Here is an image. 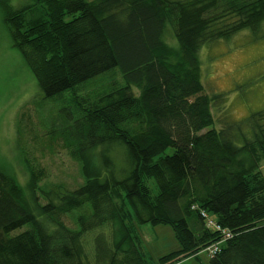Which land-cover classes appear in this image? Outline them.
<instances>
[{"label": "trees", "instance_id": "obj_1", "mask_svg": "<svg viewBox=\"0 0 264 264\" xmlns=\"http://www.w3.org/2000/svg\"><path fill=\"white\" fill-rule=\"evenodd\" d=\"M36 4L0 0L40 104L62 107L38 126L30 106L19 112L28 181L0 167V264H184L203 250L210 264H264V109L217 126L224 101L207 92L200 58L205 44L256 30L264 0ZM115 69L122 84L79 94ZM60 149L83 182L43 187V159ZM147 223L171 225L179 249L150 260L137 230Z\"/></svg>", "mask_w": 264, "mask_h": 264}, {"label": "rangeland", "instance_id": "obj_2", "mask_svg": "<svg viewBox=\"0 0 264 264\" xmlns=\"http://www.w3.org/2000/svg\"><path fill=\"white\" fill-rule=\"evenodd\" d=\"M8 3L13 9L25 6H31L30 10L38 9L37 0H8ZM168 41H174L170 33ZM200 58L202 81L207 92L222 94L223 97L224 103L213 106L217 126H221L227 116L228 119L239 120L264 109V21L256 30L243 29L231 37L205 44L200 50ZM113 83H123L117 69L94 78L79 89V94L92 100ZM40 101L36 78L12 45L4 22V11L0 8V167L10 169L26 188L28 172L15 143L19 112L23 105L30 106L32 119L38 126L42 122H52L62 107L61 102L40 104ZM43 163L48 170L47 179L41 183L43 187L59 182L75 187L83 182L79 164L65 150L47 152ZM259 169L264 175V161ZM149 185L157 192L154 180L149 181ZM67 222L73 224L69 217ZM26 228L24 226L18 231ZM137 230L150 260L158 261L161 256L180 247L169 224H140ZM209 258L203 250L186 258L184 264H210Z\"/></svg>", "mask_w": 264, "mask_h": 264}, {"label": "built area", "instance_id": "obj_3", "mask_svg": "<svg viewBox=\"0 0 264 264\" xmlns=\"http://www.w3.org/2000/svg\"><path fill=\"white\" fill-rule=\"evenodd\" d=\"M217 249H218V246H212V247H210V248H208V251H209V253H214L215 251H217ZM173 264H180V262H174Z\"/></svg>", "mask_w": 264, "mask_h": 264}]
</instances>
